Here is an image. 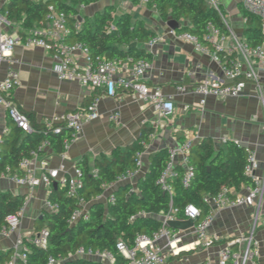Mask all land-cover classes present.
Returning a JSON list of instances; mask_svg holds the SVG:
<instances>
[{
  "label": "crops",
  "instance_id": "crops-1",
  "mask_svg": "<svg viewBox=\"0 0 264 264\" xmlns=\"http://www.w3.org/2000/svg\"><path fill=\"white\" fill-rule=\"evenodd\" d=\"M7 1L0 0V5ZM121 1L125 3V9L120 10L122 13H130L134 19L143 20L145 26L159 37V41L150 49L145 46L146 42L143 44L151 54V68L145 74V80L149 85L159 86L163 95L172 99L174 112L167 117L160 116L151 104L134 98L130 92L118 91L115 96L102 97L99 118L84 123L81 133L69 141L65 152L57 153L50 146L44 147L37 158L32 159L31 167L35 168L36 174L63 164L65 174L72 175L81 159H85L93 168L99 156H109L113 149L124 148L135 141L143 126L152 127L153 132L148 149L141 157L140 175L148 170L150 153L178 146L188 137H197L195 143L202 138H210L216 147L221 146L222 138L236 141L255 152L258 172H261L264 168V69L260 71L258 84L247 81L240 95L227 98L208 96L205 104L201 105L200 95L180 93L176 85L192 87L206 76L230 83L219 64L198 50L192 41L171 35L154 6L139 0ZM241 1H217L229 30L227 43L245 39ZM94 4H101L104 10L108 4L114 3L96 0ZM84 16H89L88 11ZM179 21L188 24L183 19ZM5 30L14 31L7 26ZM74 58L81 64L84 62L80 51L74 53ZM8 64L19 73V84L12 91L14 103L23 113H33L37 122L44 123L54 115L75 111L90 100L91 89L77 80L59 79L53 68L52 55L40 47L15 46L8 59L0 64V78L5 76ZM114 112L118 113L117 121L110 119ZM5 128L6 113L0 109V133ZM67 136L68 132L64 139ZM176 160L179 163L180 158ZM0 191L23 194L26 200L18 228L7 236L0 234V252L11 255L18 237L33 234L35 223L49 211L45 202L50 189L41 184L29 190L9 179H0ZM238 192L246 193L244 185ZM105 199L104 195L100 201L105 202ZM253 225L260 247V254L253 264H264V195L261 199L257 198L254 206L216 209L208 234L218 237V241L208 248L197 245L193 228L176 230L180 236V240L175 242L176 251L165 248L166 239H161L157 244L162 249L166 264H204L207 261L218 264L219 251L229 241L247 235Z\"/></svg>",
  "mask_w": 264,
  "mask_h": 264
},
{
  "label": "trees",
  "instance_id": "trees-1",
  "mask_svg": "<svg viewBox=\"0 0 264 264\" xmlns=\"http://www.w3.org/2000/svg\"><path fill=\"white\" fill-rule=\"evenodd\" d=\"M95 1L8 0L1 5V12L12 25H18L23 30L42 24L48 5H53L67 16L70 34L66 39L86 46L93 60L103 56L129 63L139 59L150 61L151 54L143 44L155 36L154 31L147 28L143 20L134 19L130 13H121L113 18L112 10L108 8L92 18L81 16L79 7ZM146 3L155 7L164 22L170 18L187 21L188 24L179 31L196 35L203 45L208 44L204 36L209 22L222 33L229 34L223 17L205 0H147ZM242 11L245 18V40L252 45H264L259 18L246 12L243 7ZM25 113L31 123L29 132L23 131L6 115L9 131L0 133V173L8 167L10 171L22 174L24 170L19 167V162L22 158L29 157L31 150L40 153L43 140H47L50 148L57 153L66 150L65 140L69 139V130L53 133L44 123L37 122L33 113ZM67 132L68 136L64 139ZM152 132V127L143 126L135 141L124 148L113 149L109 156H99L94 161L93 168L89 167L85 159H81L76 166L81 169L83 186L77 189L76 195L66 194V190L59 185L51 187L48 200L56 203L57 208L46 212L34 225V232L44 227L48 229V244L46 248H40L25 240L29 248L26 264H47L49 256L65 258L75 253L79 247L107 251L112 254L114 264H128V260L117 250V242L122 241L132 247L137 234L151 235L157 231L161 227V221L154 216L167 213L172 207L178 209V216L181 217L183 207L190 203L200 207L204 214L209 209L202 201L204 195H214L224 186L240 191L243 185L249 183L243 172L246 162L245 147L229 139L216 147L210 138H202L194 143L189 152L190 162L195 170L190 186L183 187L179 177L170 181L173 188L171 203L169 194L156 183L168 158L166 148L150 153L148 170L135 184L127 182L114 189L113 204L96 200V197L103 194L105 183L127 169L136 168L135 154L144 150L140 142L143 140L149 144ZM176 168L182 171L180 165ZM93 169L97 172L96 176L92 174ZM24 202L23 194L0 191V229L6 225L5 217L17 213ZM84 203L88 204L89 218L68 223L73 210L83 208ZM141 212L145 214H139ZM171 232L176 230L171 229ZM9 256V253L0 252V264H4ZM60 264L104 263L76 257Z\"/></svg>",
  "mask_w": 264,
  "mask_h": 264
},
{
  "label": "built area",
  "instance_id": "built-area-1",
  "mask_svg": "<svg viewBox=\"0 0 264 264\" xmlns=\"http://www.w3.org/2000/svg\"><path fill=\"white\" fill-rule=\"evenodd\" d=\"M139 1L147 2V0ZM241 2L246 12L259 18L261 31L264 33V0H242ZM213 6L223 17L222 10L217 3H213ZM11 25L5 14L1 12L0 5V64L8 59L15 46L40 47L52 55L54 59L53 68L59 79L77 80L92 91L89 102L83 107L62 115H54L44 122L45 126L51 129L53 133H61L64 129L69 130V139L65 140L66 148L69 141L81 133L84 123L99 118V103L102 97L115 96L118 91L130 92L134 98L151 104L160 116L167 117L174 112L175 106L172 99L165 97L159 86L149 85L145 80V74L151 68L149 60L139 59L129 63L128 61L107 59L103 56L93 60L89 56L86 46L79 42H69L66 39L70 34L67 16L53 5H48L44 22L40 25H34L23 30H20L17 25L14 31L5 30V26ZM76 26L78 27V25ZM169 33L178 38L192 41L198 50L219 64L225 79L230 81V83H223L206 76L192 87L177 84L176 89L180 93L198 94L201 96L200 104L204 105L208 96L236 97L243 91L247 81L258 84L260 71L264 69L263 44L252 45L245 39L227 43L228 35L222 33L218 27L210 22L206 25L204 36L208 42L207 45H203L196 35L187 31L169 29ZM158 41L159 37L153 36L145 43V46L150 49ZM76 51H80L83 55L84 62L82 64L74 58ZM18 84L19 73L11 64H8L5 76L0 78V109L4 110L6 115L23 131L29 132L31 131V123L27 115L18 109L12 98V91ZM117 118V112L110 115V119L113 121H117ZM8 131V128H5L2 132ZM195 139L197 137H188L178 146L167 148L168 158L156 183L169 194L170 203L173 196L170 181L179 177L181 185L189 187L195 176V170L189 157ZM226 140V138H222V143ZM235 143L237 142L235 141ZM140 144L144 150L137 151L135 154L136 168L127 169L118 174L112 181L105 183L103 194L96 197V200H100L108 193L105 202L113 204L115 202L114 189L121 184L132 183L140 171L141 157L149 146L143 140ZM49 146V142L43 140L40 148ZM245 151L246 162L243 172L249 179V183L244 185L245 194H240L238 191L224 186L216 194H206L202 197L203 203L209 206L207 212L202 214L200 207L190 203L183 207L182 218L177 217L178 209L170 207L167 213L161 214V227L151 235L137 234L132 247H128L122 241L117 242L116 248L128 260V264H166V258L157 244L158 241L166 239L165 248L173 252L176 251L175 242L180 240V236L168 228L166 224L168 220L192 219L195 221L193 232L196 243L200 247L208 248L218 241V237H210L208 234L215 218V210L242 205L254 206L257 198L261 199L264 195V168L258 172L259 163L255 152L248 147H245ZM37 155L36 150H31L29 157L21 159L19 167L24 170L22 174L12 172L6 167L0 173V179H9L16 185L26 187L29 190L41 184L51 189L53 182L56 181L57 185L66 190V194L76 195L77 189L83 186L81 169L75 166L73 174L66 175L65 166L61 164L57 168L43 169L41 174L37 175L35 168L31 167V161L36 159ZM177 157L180 158L179 163H177ZM177 165L181 166V172L177 170ZM96 173V170L93 169L92 174L96 176ZM25 203L26 200L17 213L5 217L6 225L0 229V234L7 236L18 228ZM45 204L49 211H54L57 208V204L51 200H46ZM85 205L84 203L83 208H75L67 222L72 224L80 218L88 219L89 214L84 208ZM139 214L144 215L145 213ZM133 218L134 216L131 217V219ZM254 229L253 225L247 235L229 241L218 253V264H253L260 254L259 242L254 235ZM48 237L49 231L45 227L28 237L19 236L11 255L4 264H26L29 248L25 240L36 247L46 248ZM76 257L98 259L104 264L107 262L114 264V258L109 252L84 249L83 247H79L75 253L69 254L65 258L49 256L47 264H60ZM204 264H211V262L207 261Z\"/></svg>",
  "mask_w": 264,
  "mask_h": 264
},
{
  "label": "water",
  "instance_id": "water-1",
  "mask_svg": "<svg viewBox=\"0 0 264 264\" xmlns=\"http://www.w3.org/2000/svg\"><path fill=\"white\" fill-rule=\"evenodd\" d=\"M165 24L167 25V27L169 29H173V30H177V31L181 30V28L183 26H185V24H182L179 20L172 19V18L166 20ZM133 45H135V43H133ZM239 145L242 147H245L242 144H239ZM162 149H164V148H162ZM162 149H160V150H162ZM141 176H143V175H140V172H139L138 175L132 180V183L135 184ZM53 187L54 188L57 187L56 181L53 182ZM107 195H108V193L105 194V196H107ZM154 218L158 219L159 221L162 220L161 215L154 216ZM194 223H195V221H193L192 219H185V220L184 219H175V220H168L166 224H167L168 228H170L172 230H187V229L193 228Z\"/></svg>",
  "mask_w": 264,
  "mask_h": 264
},
{
  "label": "rangeland",
  "instance_id": "rangeland-1",
  "mask_svg": "<svg viewBox=\"0 0 264 264\" xmlns=\"http://www.w3.org/2000/svg\"><path fill=\"white\" fill-rule=\"evenodd\" d=\"M205 1L208 5H213V3H217L218 0H205ZM109 2H113L114 4H112V5L108 4L106 8L112 10L113 18H117L122 13L120 10L125 9L124 8L125 3H122L121 0H109ZM217 5H218V3H217ZM85 7L86 6L79 7L80 15L83 17H84L85 11H88L89 16H87V17H89V18H92L93 15H95V14H101L103 12L101 4L96 5V4L92 3V4H90L89 7H87V8H85ZM7 27L14 30L15 28H17V25H11V26H7Z\"/></svg>",
  "mask_w": 264,
  "mask_h": 264
}]
</instances>
